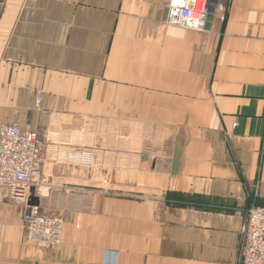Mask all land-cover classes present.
<instances>
[{
  "label": "crops",
  "instance_id": "crops-1",
  "mask_svg": "<svg viewBox=\"0 0 264 264\" xmlns=\"http://www.w3.org/2000/svg\"><path fill=\"white\" fill-rule=\"evenodd\" d=\"M170 2L0 0V120L39 132L30 201L64 221L27 241L0 187V264H238L264 206V0L202 31Z\"/></svg>",
  "mask_w": 264,
  "mask_h": 264
},
{
  "label": "built area",
  "instance_id": "built-area-1",
  "mask_svg": "<svg viewBox=\"0 0 264 264\" xmlns=\"http://www.w3.org/2000/svg\"><path fill=\"white\" fill-rule=\"evenodd\" d=\"M229 0H171L166 23L170 26L205 30L215 12L225 18ZM42 97L36 96L39 108ZM42 142L39 132L0 120V187L9 192L10 201L25 208L23 226L26 240L43 248H52L62 241L64 222L52 214H44L30 199L45 165L38 155ZM238 264H264V206L252 205L241 228Z\"/></svg>",
  "mask_w": 264,
  "mask_h": 264
},
{
  "label": "rangeland",
  "instance_id": "rangeland-1",
  "mask_svg": "<svg viewBox=\"0 0 264 264\" xmlns=\"http://www.w3.org/2000/svg\"><path fill=\"white\" fill-rule=\"evenodd\" d=\"M37 178H38V177H37ZM42 212H43L44 214H52V215H55V216L61 218V215L59 214V212L45 213L43 210H42ZM62 220H63V219H62ZM63 222H64V221H63Z\"/></svg>",
  "mask_w": 264,
  "mask_h": 264
}]
</instances>
